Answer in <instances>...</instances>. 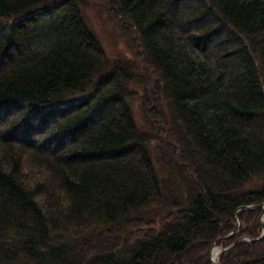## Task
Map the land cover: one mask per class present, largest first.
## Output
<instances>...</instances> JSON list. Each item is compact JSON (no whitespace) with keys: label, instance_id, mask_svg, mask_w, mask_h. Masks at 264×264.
Wrapping results in <instances>:
<instances>
[{"label":"trees","instance_id":"1","mask_svg":"<svg viewBox=\"0 0 264 264\" xmlns=\"http://www.w3.org/2000/svg\"><path fill=\"white\" fill-rule=\"evenodd\" d=\"M263 201L264 0H0V264H264Z\"/></svg>","mask_w":264,"mask_h":264},{"label":"rangeland","instance_id":"2","mask_svg":"<svg viewBox=\"0 0 264 264\" xmlns=\"http://www.w3.org/2000/svg\"><path fill=\"white\" fill-rule=\"evenodd\" d=\"M87 13L89 23L100 39L102 47L110 61H114L118 58L122 59V57L124 59V56H126L127 59H131L132 57L140 58L139 54H135L136 44L130 39V37H126L124 34H122L118 27H113L111 24H109L105 17H101L100 15H98L99 12L91 10L87 11ZM136 61L139 64L141 63L140 59H137ZM139 107L137 105L134 106L133 112L136 122L139 124V127L142 128L143 117L142 111ZM253 127L255 129L259 128L258 126H256V124ZM258 182L259 180L255 179L246 187V189L255 187ZM239 228L240 226L237 228L238 231ZM220 248L222 247H219V249Z\"/></svg>","mask_w":264,"mask_h":264},{"label":"water","instance_id":"3","mask_svg":"<svg viewBox=\"0 0 264 264\" xmlns=\"http://www.w3.org/2000/svg\"><path fill=\"white\" fill-rule=\"evenodd\" d=\"M261 207H262V213H261V216H260V227H261V229H262V234L259 236V237H257V238H255V239H251V240H246V239H242L241 241H243V240H245V241H248V242H250V243H255V242H258V241H261V240H263L264 239V220H263V216H264V201H263V203L261 204ZM251 209V207H248V206H246V207H242V208H240L239 209V211H241V210H250ZM237 221V220H236ZM239 225V223L237 222L236 223V227ZM229 236H231V234L229 235ZM230 250V248H227V249H218V253H223V252H227V251H229ZM212 254V253H211ZM211 262H212V264H215V262H214V260L211 258Z\"/></svg>","mask_w":264,"mask_h":264},{"label":"bare ground","instance_id":"4","mask_svg":"<svg viewBox=\"0 0 264 264\" xmlns=\"http://www.w3.org/2000/svg\"><path fill=\"white\" fill-rule=\"evenodd\" d=\"M248 207H250V206H248ZM251 209H252V207H251ZM251 209H250V210H251ZM242 211H248V210H242ZM259 222H260V217H259ZM211 256H212V259H213L214 261H217L218 250H217V249H214V250L212 251Z\"/></svg>","mask_w":264,"mask_h":264}]
</instances>
